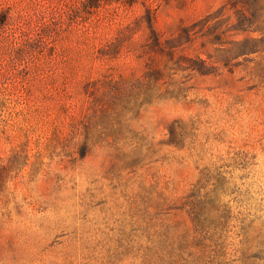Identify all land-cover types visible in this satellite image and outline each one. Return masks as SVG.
I'll list each match as a JSON object with an SVG mask.
<instances>
[{
    "label": "rangeland",
    "instance_id": "374dc122",
    "mask_svg": "<svg viewBox=\"0 0 264 264\" xmlns=\"http://www.w3.org/2000/svg\"><path fill=\"white\" fill-rule=\"evenodd\" d=\"M225 1L0 0V264H264V29Z\"/></svg>",
    "mask_w": 264,
    "mask_h": 264
},
{
    "label": "trees",
    "instance_id": "16d2710c",
    "mask_svg": "<svg viewBox=\"0 0 264 264\" xmlns=\"http://www.w3.org/2000/svg\"><path fill=\"white\" fill-rule=\"evenodd\" d=\"M263 8L264 1L260 0H226L220 7L222 10H232L237 25L243 30L249 29L253 24L256 29H264ZM248 45L249 43L243 44L240 48L246 50Z\"/></svg>",
    "mask_w": 264,
    "mask_h": 264
}]
</instances>
